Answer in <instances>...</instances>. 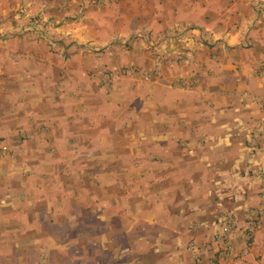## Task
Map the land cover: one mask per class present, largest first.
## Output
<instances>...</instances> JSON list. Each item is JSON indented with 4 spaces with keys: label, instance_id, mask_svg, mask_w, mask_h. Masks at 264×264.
<instances>
[{
    "label": "crops",
    "instance_id": "obj_1",
    "mask_svg": "<svg viewBox=\"0 0 264 264\" xmlns=\"http://www.w3.org/2000/svg\"><path fill=\"white\" fill-rule=\"evenodd\" d=\"M51 32L67 44L38 33L1 128L26 135L0 171L7 242L44 227L81 264H264V12L105 0Z\"/></svg>",
    "mask_w": 264,
    "mask_h": 264
},
{
    "label": "rangeland",
    "instance_id": "obj_2",
    "mask_svg": "<svg viewBox=\"0 0 264 264\" xmlns=\"http://www.w3.org/2000/svg\"><path fill=\"white\" fill-rule=\"evenodd\" d=\"M9 1L0 0V171L5 170L2 168L5 165H7V171L13 169L12 164L17 165V156L21 153L15 150V146L19 143V139L26 138V135H21L17 138V142H13L15 146L5 145L7 132L1 128L3 122L8 118H13V112H15L14 104L17 96L16 83L14 82L15 74L24 69L26 75V72L36 69V67L29 65L34 57L31 55L32 52H29V47L39 42L38 33H40V36L48 38L51 43L67 44L64 37L55 36L57 34H53L51 31L65 22H70L71 19L78 21L91 3L95 4L105 0H12L14 2L13 6L9 5ZM251 4L256 13L264 12V0H251ZM58 11L62 12L60 17L57 15ZM123 38L124 43L134 39L133 36ZM135 38L137 42H143L144 44L158 42L156 41L157 38L150 33H143V36H135ZM50 42L47 41V44H50ZM26 81L31 83L30 78ZM29 166L30 163L27 167L25 166L26 171L24 168L21 169L24 170L23 178L26 177L27 172L32 170V166ZM11 179L17 178H15V174L8 173L7 180ZM12 189L15 188L4 187L2 192L8 194L6 198H11L10 194L14 193ZM8 215L6 212L2 215V218H9ZM24 228V235L31 232L30 228H26V226ZM10 229L0 225V236L5 234L8 239L5 241L0 240V257L2 256L0 264H81L82 262L78 251H75L73 258H71L69 250L66 249L68 252L65 250L66 244L49 237L47 228H40L41 233L38 243L29 241V243L24 242L22 244L7 242L13 238Z\"/></svg>",
    "mask_w": 264,
    "mask_h": 264
}]
</instances>
